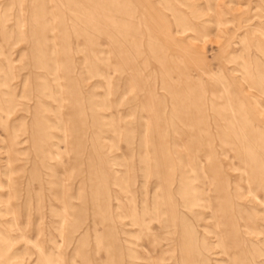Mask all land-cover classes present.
<instances>
[{
    "label": "rangeland",
    "instance_id": "374dc122",
    "mask_svg": "<svg viewBox=\"0 0 264 264\" xmlns=\"http://www.w3.org/2000/svg\"><path fill=\"white\" fill-rule=\"evenodd\" d=\"M0 264H264V0H0Z\"/></svg>",
    "mask_w": 264,
    "mask_h": 264
}]
</instances>
